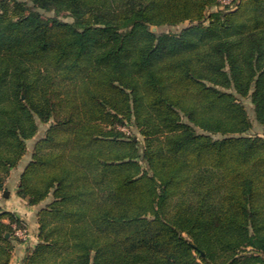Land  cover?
Segmentation results:
<instances>
[{"label":"trees","instance_id":"obj_1","mask_svg":"<svg viewBox=\"0 0 264 264\" xmlns=\"http://www.w3.org/2000/svg\"><path fill=\"white\" fill-rule=\"evenodd\" d=\"M30 2L0 0V193L49 124L23 264H264V0Z\"/></svg>","mask_w":264,"mask_h":264},{"label":"rangeland","instance_id":"obj_2","mask_svg":"<svg viewBox=\"0 0 264 264\" xmlns=\"http://www.w3.org/2000/svg\"><path fill=\"white\" fill-rule=\"evenodd\" d=\"M17 1H23V2L25 1L28 4H31L30 0H17ZM222 7H224V4L220 6H214L210 9V11H217L218 9ZM41 12L46 17L54 15L53 11L42 10ZM61 18L70 19V17L67 14H62ZM158 30L167 32V31H177L178 28L175 26H163V27H159ZM245 103L248 106L250 117L253 121V128L251 130V133L264 136V127L260 125L255 119L253 107H252L250 100L245 99ZM48 127H49V124L40 123L37 135L27 141V153L25 154L20 166H17L14 169H12L11 174L8 177V182L5 188V190L9 191L8 197H11L12 193H16L17 195L18 182L15 183V181L16 179L19 178V173L23 165L30 159L31 154L33 150L35 149L36 143L40 139H43V137L45 136L48 130ZM120 128L125 130L130 135H136L139 139L142 138V135L138 128H135V127L131 128L130 125L120 126ZM17 198H19V200L17 202H13L12 199L4 197L3 192H2V198L0 200V209L2 208L5 210L14 212L23 221V223L27 225L30 232L32 233L31 239H29L28 241L20 242L21 244L17 245L18 248L16 247L18 251L19 249L23 250L22 254H20V257H21L24 255L25 249H27V247H34L38 241V233H39L38 232L39 224H38V215H37L38 207L28 204L26 200L19 197L18 195H17Z\"/></svg>","mask_w":264,"mask_h":264},{"label":"built area","instance_id":"obj_3","mask_svg":"<svg viewBox=\"0 0 264 264\" xmlns=\"http://www.w3.org/2000/svg\"><path fill=\"white\" fill-rule=\"evenodd\" d=\"M225 2H230V0H225ZM2 198V193H0V200ZM15 227V235L21 239L22 241H28L32 237V233L30 232L28 227H21L17 224H14Z\"/></svg>","mask_w":264,"mask_h":264},{"label":"crops","instance_id":"obj_4","mask_svg":"<svg viewBox=\"0 0 264 264\" xmlns=\"http://www.w3.org/2000/svg\"><path fill=\"white\" fill-rule=\"evenodd\" d=\"M17 182H18V179H16L15 183H17ZM6 198L12 199L13 202H17L19 200V198H17L16 193H12L11 197H6ZM22 252H23V250L19 249V251H18L16 249L15 252H14V255H13L12 259H11L10 264H23L24 256H25V254L27 252V249H25L24 255L20 257V254H22Z\"/></svg>","mask_w":264,"mask_h":264},{"label":"water","instance_id":"obj_5","mask_svg":"<svg viewBox=\"0 0 264 264\" xmlns=\"http://www.w3.org/2000/svg\"><path fill=\"white\" fill-rule=\"evenodd\" d=\"M8 195H9V191H8V190H5V191L3 192V196H4V197H8Z\"/></svg>","mask_w":264,"mask_h":264}]
</instances>
